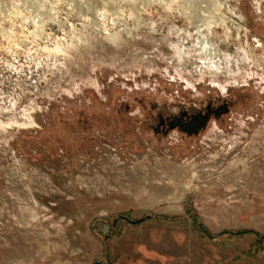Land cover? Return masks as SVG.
<instances>
[{
  "label": "rangeland",
  "instance_id": "obj_1",
  "mask_svg": "<svg viewBox=\"0 0 264 264\" xmlns=\"http://www.w3.org/2000/svg\"><path fill=\"white\" fill-rule=\"evenodd\" d=\"M0 264H264V0H0Z\"/></svg>",
  "mask_w": 264,
  "mask_h": 264
},
{
  "label": "flooded vegetation",
  "instance_id": "obj_2",
  "mask_svg": "<svg viewBox=\"0 0 264 264\" xmlns=\"http://www.w3.org/2000/svg\"><path fill=\"white\" fill-rule=\"evenodd\" d=\"M229 109L228 108H207L206 112H199L197 114H192L189 115L187 117H185V120L183 123H195L198 121L199 118L204 117L206 115H208L209 117H214L219 119L220 117H222L224 114L228 113ZM180 121V119H179Z\"/></svg>",
  "mask_w": 264,
  "mask_h": 264
},
{
  "label": "water",
  "instance_id": "obj_3",
  "mask_svg": "<svg viewBox=\"0 0 264 264\" xmlns=\"http://www.w3.org/2000/svg\"><path fill=\"white\" fill-rule=\"evenodd\" d=\"M209 120V116L206 115L198 119L195 123H180L181 128L186 131L189 135H197L199 132L206 127Z\"/></svg>",
  "mask_w": 264,
  "mask_h": 264
},
{
  "label": "trees",
  "instance_id": "obj_4",
  "mask_svg": "<svg viewBox=\"0 0 264 264\" xmlns=\"http://www.w3.org/2000/svg\"><path fill=\"white\" fill-rule=\"evenodd\" d=\"M138 221H140V219L139 220H135V221H131V222H133V224H134V222H138Z\"/></svg>",
  "mask_w": 264,
  "mask_h": 264
}]
</instances>
